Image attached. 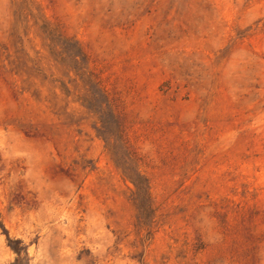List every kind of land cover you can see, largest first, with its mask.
<instances>
[{"label":"rangeland","instance_id":"374dc122","mask_svg":"<svg viewBox=\"0 0 264 264\" xmlns=\"http://www.w3.org/2000/svg\"><path fill=\"white\" fill-rule=\"evenodd\" d=\"M0 264H264V0H0Z\"/></svg>","mask_w":264,"mask_h":264}]
</instances>
